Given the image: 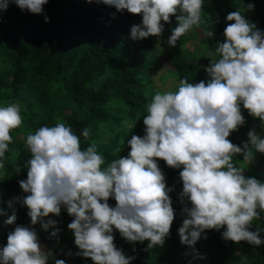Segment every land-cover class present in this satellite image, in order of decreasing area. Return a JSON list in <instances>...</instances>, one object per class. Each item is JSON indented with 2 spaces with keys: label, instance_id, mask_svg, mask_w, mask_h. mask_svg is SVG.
I'll use <instances>...</instances> for the list:
<instances>
[{
  "label": "clouds",
  "instance_id": "9594fccd",
  "mask_svg": "<svg viewBox=\"0 0 264 264\" xmlns=\"http://www.w3.org/2000/svg\"><path fill=\"white\" fill-rule=\"evenodd\" d=\"M93 2V0H89ZM141 14L142 22L131 27L133 40L160 37L163 22L176 26L167 43L177 41L200 24L205 0H95ZM10 3L22 11L44 14L48 0H0V12ZM248 4L247 9H252ZM50 18L45 14V21ZM223 42L218 43L219 59L212 60L206 71L210 77L191 83L180 80L176 91H157L147 107L143 136L127 139L130 151L106 164L104 155L95 144L81 148L80 138L70 125L56 123L41 126L26 137L31 157L26 161L27 178L18 181L27 196L13 197L29 209L31 224L38 222L44 230L57 221L47 219L59 215L62 207L74 217L68 224L73 231L77 255L90 257L94 264H132L114 243V229L128 242L148 241L149 249L163 246L170 235L176 210L169 195L165 175L157 158L180 171L185 199L186 218L178 232L182 244L195 250L205 230L224 229L222 238L235 243L247 241L254 246L264 245L257 228L250 230L252 221L264 212V182L246 177L244 169L233 162L243 149L228 139L231 132L245 124L241 105L249 114L264 123V30L246 18L245 13L233 11L226 16ZM212 37V31L207 32ZM19 103L0 106V174L5 169V154L13 142L11 132L23 124ZM82 135L87 138L89 129ZM250 144L264 153V135L255 129L248 132ZM249 149L244 159H251ZM116 201L110 206L109 198ZM6 215L0 207V216ZM15 212L5 221L12 225ZM60 229L54 227L52 236ZM51 251L41 246L34 228L17 225L9 232L7 244L0 247V264H47ZM55 264H66L55 259Z\"/></svg>",
  "mask_w": 264,
  "mask_h": 264
},
{
  "label": "trees",
  "instance_id": "16d2710c",
  "mask_svg": "<svg viewBox=\"0 0 264 264\" xmlns=\"http://www.w3.org/2000/svg\"><path fill=\"white\" fill-rule=\"evenodd\" d=\"M248 4L254 7L247 9ZM43 9L44 14H34L10 3L6 12H0V106L19 103L23 117V124L11 132L13 142L0 174V207L6 211V215L0 216V247L7 244L9 232L22 225L34 228L39 241V234L45 233L43 240L53 247L47 264H55V259H63L66 264H94L90 257L77 255L80 250L68 228L74 217L64 207L54 226L60 231L52 236L54 227L44 230L39 222L31 224L29 209L22 202L8 206L13 197L22 201L28 195L18 183L27 178L26 161L31 157L27 135L44 125L65 123L79 136L81 148L95 144L106 164L127 156V139L145 134L143 119L148 104L155 92H163L152 84L149 73L155 63L151 57L153 49L158 58H167L169 69L159 78L161 82L172 78L178 83L176 90L184 77L193 84L207 82L210 77L206 68L212 60L219 59L216 48L226 38L225 27L232 23L226 20L228 13L239 10L264 30V0H205L201 22L191 29L192 37L198 39V34L202 35L197 44L199 53L185 47L190 41L187 34L174 47L166 40L155 46L151 36L133 40L131 27L142 22V15L126 9L120 12L95 0H48ZM45 14L50 18L47 22ZM162 23L166 25L164 36L171 35L177 24L174 16L171 23ZM194 29L198 33L192 32ZM208 30L214 33L212 37L207 35ZM204 54L211 55V59ZM241 111L246 122L228 137L243 149L233 157V162L244 169L246 177L264 182V153L258 151L251 159H244L248 132L255 129L264 135V123L250 115L243 105ZM86 128L90 130L87 138L82 135ZM18 137H22V142ZM157 160L167 186L172 189L169 195L176 214L162 247L149 249L147 240L130 243L114 229V243L127 256L135 257L132 264H264V245L225 240L221 235L223 228L205 230L206 238L201 235L195 250L182 244L178 229L186 218L183 208L191 206L180 198L182 169ZM109 204L115 206L116 201L110 197ZM13 212L15 223L5 225ZM257 228L264 230V212L252 221L250 230Z\"/></svg>",
  "mask_w": 264,
  "mask_h": 264
},
{
  "label": "rangeland",
  "instance_id": "374dc122",
  "mask_svg": "<svg viewBox=\"0 0 264 264\" xmlns=\"http://www.w3.org/2000/svg\"><path fill=\"white\" fill-rule=\"evenodd\" d=\"M242 4V3H241ZM166 28V25H165ZM196 32L198 33L197 29H194L192 32ZM187 35H185L186 37H190V41H188V43L186 44V48L189 49L190 51H193L195 53H199V49H198V41L199 38L202 37L201 34H198V39L196 37H192V33L191 30L186 33ZM168 36H164V33L160 36H151L155 42V46H158L160 44V42L162 40H168ZM205 55V54H204ZM151 57L152 59L154 58V65L151 67L149 73L151 75V79H152V84L157 87L158 89H161L163 92L164 91H176V87L178 85V83H176L172 78L166 79L165 81L161 82L159 78H161L162 76H164L167 72L169 67L167 66V58L165 57H159L157 56V53L155 51V49H153V51L151 52ZM205 57L211 59L210 57H212L211 55H205ZM251 127H254V125H251ZM18 139L22 142V137H18ZM246 143V142H245ZM245 143H244V147H245ZM247 150L251 149L252 153L254 154H258V151H256L254 148H252V146L249 144L248 148H246ZM54 219L57 221V215L52 214L48 217V219ZM45 236V233H40L39 234V238H40V244L41 246L44 248L45 251H51L53 253V247L49 244H47L44 240L43 237Z\"/></svg>",
  "mask_w": 264,
  "mask_h": 264
}]
</instances>
